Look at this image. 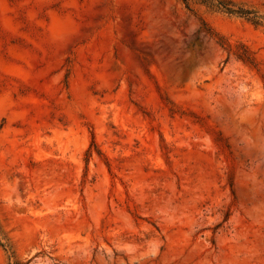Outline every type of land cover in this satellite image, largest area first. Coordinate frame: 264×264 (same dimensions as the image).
I'll return each mask as SVG.
<instances>
[{
  "label": "rangeland",
  "instance_id": "374dc122",
  "mask_svg": "<svg viewBox=\"0 0 264 264\" xmlns=\"http://www.w3.org/2000/svg\"><path fill=\"white\" fill-rule=\"evenodd\" d=\"M185 1L0 0V264H264V0Z\"/></svg>",
  "mask_w": 264,
  "mask_h": 264
},
{
  "label": "trees",
  "instance_id": "16d2710c",
  "mask_svg": "<svg viewBox=\"0 0 264 264\" xmlns=\"http://www.w3.org/2000/svg\"><path fill=\"white\" fill-rule=\"evenodd\" d=\"M184 2H185V4L188 6V3H187V1H185V0H184ZM230 12H232V11H230ZM241 14H242V12H241ZM211 34H213V35H215V36H216V34H215V33H213V32H212Z\"/></svg>",
  "mask_w": 264,
  "mask_h": 264
}]
</instances>
